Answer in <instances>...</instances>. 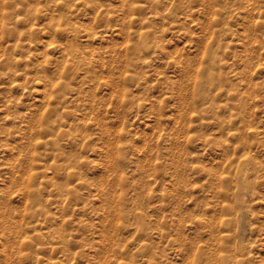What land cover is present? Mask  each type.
I'll return each instance as SVG.
<instances>
[{"label":"rangeland","instance_id":"374dc122","mask_svg":"<svg viewBox=\"0 0 264 264\" xmlns=\"http://www.w3.org/2000/svg\"><path fill=\"white\" fill-rule=\"evenodd\" d=\"M0 264H264V0H0Z\"/></svg>","mask_w":264,"mask_h":264},{"label":"bare ground","instance_id":"6f19581e","mask_svg":"<svg viewBox=\"0 0 264 264\" xmlns=\"http://www.w3.org/2000/svg\"><path fill=\"white\" fill-rule=\"evenodd\" d=\"M209 56H210V61L214 62L215 64L218 63L215 54H211V55H209ZM208 75H212V73H209Z\"/></svg>","mask_w":264,"mask_h":264}]
</instances>
